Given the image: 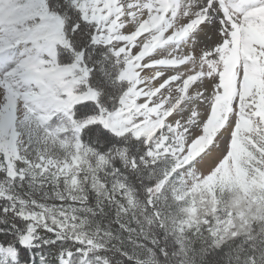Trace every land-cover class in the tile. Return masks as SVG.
<instances>
[{
  "label": "snow or ice",
  "instance_id": "1",
  "mask_svg": "<svg viewBox=\"0 0 264 264\" xmlns=\"http://www.w3.org/2000/svg\"><path fill=\"white\" fill-rule=\"evenodd\" d=\"M0 264H264V0H0Z\"/></svg>",
  "mask_w": 264,
  "mask_h": 264
}]
</instances>
